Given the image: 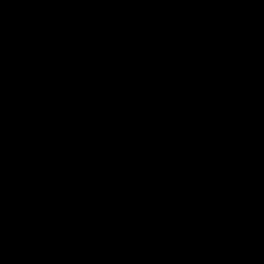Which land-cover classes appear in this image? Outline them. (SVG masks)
I'll use <instances>...</instances> for the list:
<instances>
[{"label":"water","instance_id":"water-1","mask_svg":"<svg viewBox=\"0 0 264 264\" xmlns=\"http://www.w3.org/2000/svg\"><path fill=\"white\" fill-rule=\"evenodd\" d=\"M0 264H264V0H0Z\"/></svg>","mask_w":264,"mask_h":264}]
</instances>
